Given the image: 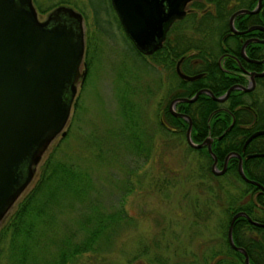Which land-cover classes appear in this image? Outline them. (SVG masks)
Here are the masks:
<instances>
[{
  "label": "rangeland",
  "instance_id": "1",
  "mask_svg": "<svg viewBox=\"0 0 264 264\" xmlns=\"http://www.w3.org/2000/svg\"><path fill=\"white\" fill-rule=\"evenodd\" d=\"M59 1L36 0V4L45 8L42 12L34 1L32 6L40 22L60 5L81 14L83 55L78 71L85 63V74L81 81L78 78L75 82V94L63 128L68 132L67 140L60 142L64 135H57L50 141L17 200L33 184L47 153L59 145L58 157L69 162L78 160L89 169L95 180L99 208L110 212L121 205L126 214L111 229L110 242L96 246L102 251L95 255L84 253L71 264L199 263L198 256L221 242L228 219L225 206L228 197L237 191L236 181L229 175L213 179L207 173L210 162L203 152L190 148L180 138L163 135L159 129L156 114L163 104L158 87L162 71L150 60L152 53L145 55L149 67L142 69L139 60L135 64V53L112 16L108 23L99 15L100 22L94 24L86 0H63L65 4L47 9ZM93 3L98 5L102 1ZM76 7H81L84 15ZM86 47L91 56L89 69ZM122 88L136 107L135 132L147 149L145 159L141 154L122 149L115 136H111V151H105L106 132L120 126L127 128V134L134 132L129 120L124 121L118 114L115 93ZM120 151L124 153L118 154ZM100 156L108 163H99ZM14 206L15 203L4 218Z\"/></svg>",
  "mask_w": 264,
  "mask_h": 264
},
{
  "label": "trees",
  "instance_id": "2",
  "mask_svg": "<svg viewBox=\"0 0 264 264\" xmlns=\"http://www.w3.org/2000/svg\"><path fill=\"white\" fill-rule=\"evenodd\" d=\"M86 1L87 11L90 12L94 24L97 25L100 22L99 15H103L108 23H111L112 16L116 27L135 53V64L139 60L142 69L148 68L146 56L140 54L123 33L109 0H101L102 4L98 5L97 3L94 4L93 0ZM249 1L252 0H191L186 6L187 12L184 17L173 22L160 48L150 55V60L154 64L168 68L172 67L176 60L184 57L180 63V69L181 71H189L185 62L190 56H184V54L191 50L202 51L204 49L202 40L207 22L211 18L223 21L232 11L247 7ZM32 2L34 5L36 4V0H32ZM65 3L60 0L49 5L47 9ZM252 4L253 1L250 5ZM37 7L40 12L45 10L40 5ZM76 8L84 15L85 12H82L81 7ZM209 9L213 12L214 17L210 16ZM172 28L174 30L171 31ZM89 54L88 52L86 60L88 69L91 63ZM180 82L187 83L182 80ZM194 84L193 86H195ZM193 86L191 84L189 91L181 92L179 96H191L195 90ZM120 91V93H115L118 102V114L122 115L124 121L129 120L128 123L132 126L130 128L134 132L127 134L125 132L127 128L124 126H120L115 131L106 132L105 143L108 142V145H106L105 151H111V136H115L117 144L122 149H128L134 155L141 154L145 159L147 149L143 148L144 141L136 133L137 117H133L137 113L134 110L136 107L128 98L127 90L122 88ZM182 105L192 106L194 110L190 112L191 117L196 116L197 121L204 126L208 111L205 106V95H199L193 102ZM73 106L77 108L76 101H74ZM176 120L178 121L176 123L178 132L181 134L185 125L181 120ZM195 125L199 126L197 123ZM163 135L166 134L163 132ZM67 138L68 132L59 140L63 142ZM179 138L185 141L184 136ZM191 140L199 142L201 138L196 137L192 132ZM222 140H215L211 145V150L219 162L228 149L234 148L232 146L225 148L221 144ZM230 142L233 144L234 141ZM58 148L59 145L47 153L38 167L36 178L31 187L15 202L13 210L0 222V264H71L77 256L79 257L84 253L94 254L102 251L101 248L97 247L110 242L111 229L114 224L126 218L121 205L110 212H104L103 209L99 208L95 192V180L87 166H82L78 160L69 162L58 157L56 155ZM195 150L203 152L208 162H211L210 155L205 153L204 149ZM123 153L124 151L118 152V154ZM86 160L90 161L89 158ZM97 160L101 164L108 163L107 159L104 160L101 156ZM250 160L260 163L264 161V157L249 158L248 161ZM235 165L236 159L230 158L226 171L222 175L212 174L209 168L206 170L213 179L218 180L224 175H229L238 182L241 179ZM251 175L253 179L261 183L263 177L260 176V173L257 176V173L251 172ZM219 187L222 188V186ZM237 187L236 193L228 197L225 206L228 219L224 225L225 232H222L221 242L198 256L199 263L197 264H244L243 255L232 249L227 243L226 228L228 221L235 212L244 211L252 220L264 222V209L258 213L255 210L257 204L264 206V198H245L246 195H252L258 189L251 184L243 183ZM118 222L116 224H119ZM255 230L261 232L259 240L254 238ZM232 239L236 246H240L246 251L249 264H264V228H259L248 222L246 218L239 216L235 218L232 224ZM194 261L197 262V259ZM160 263L164 264L162 261Z\"/></svg>",
  "mask_w": 264,
  "mask_h": 264
},
{
  "label": "water",
  "instance_id": "3",
  "mask_svg": "<svg viewBox=\"0 0 264 264\" xmlns=\"http://www.w3.org/2000/svg\"><path fill=\"white\" fill-rule=\"evenodd\" d=\"M188 2L190 0H109L124 34L142 55L160 48L169 26L185 15ZM259 4L260 0L252 10L235 11L229 18L231 29L234 15L254 12ZM81 21L79 12L60 5L40 22L31 0H0V222L31 181L35 166L50 141L65 133L63 128L75 94V82L78 78L81 81L85 74V63L81 64V72L78 71L83 55ZM176 72L184 79L195 77L182 74L178 64ZM202 92L208 91L202 89L190 98L174 99L170 110L187 120V145L199 148L205 144L213 159L211 172L219 174L222 170L215 169L216 158L210 150V140L194 143L189 136V117L171 108L175 101L190 102ZM229 155L238 158L239 176L262 188L245 177L241 158L236 153L225 156L222 169ZM239 216L257 226L264 227V224L251 220L243 211L235 212L228 221L227 243L243 255L244 264H249L246 251L232 239V224Z\"/></svg>",
  "mask_w": 264,
  "mask_h": 264
},
{
  "label": "flooded vegetation",
  "instance_id": "4",
  "mask_svg": "<svg viewBox=\"0 0 264 264\" xmlns=\"http://www.w3.org/2000/svg\"><path fill=\"white\" fill-rule=\"evenodd\" d=\"M252 1L253 4L250 5ZM252 1H249L247 7L239 9H254L258 0ZM239 9L232 11L223 21L211 18L207 22L202 40L204 49L202 51L195 49L184 54V56H190L185 62L189 71L180 69V63L184 57L176 60L172 67L160 66L162 74L158 87H160L163 104L158 108L156 118L159 129L166 135L176 138L184 136L185 139L187 120L174 115L170 110V104L176 98H190L198 90H207L208 92L197 95V97L205 95V106L208 111L204 126L197 121L196 116L191 117L190 112L194 110L192 106L182 105L193 102L197 97L190 102L175 101L171 106L172 110L189 117L190 138L193 132L196 137L201 138L199 142L209 139L210 150L213 142L220 139H223L221 144L225 148L234 147L226 151L220 162L211 150L216 158L215 169L222 170L219 174L211 172L213 159L207 152L205 144L195 148L204 149L205 153L210 155L212 160L208 168L212 174L222 175L226 171L230 158L236 159L235 168L237 170L238 158L235 155H229L226 158L225 167L222 169L225 156L229 153H236L241 158V169L245 177L259 183L262 187L253 185L239 176L241 181L236 182L237 185L248 183L258 188L254 194L246 195L245 198H264V161L260 163L254 160L248 161L249 158L264 157V0H260L256 11L234 15L231 19L233 30L229 25V18ZM186 12L187 8L185 7V14ZM209 12L210 16L214 17L210 9ZM176 64L182 74L195 77L193 79L181 78L176 72ZM181 80L187 83H181ZM189 84L195 85L192 95L179 96V93L189 91ZM225 93L226 95H224ZM219 98L222 99L219 100ZM176 119L181 120L185 125L181 134L178 132ZM196 123L199 125L198 127L195 125ZM228 134L229 136L226 137ZM229 138L230 141H234L233 144L228 140ZM251 172L257 173V176L260 173V176L263 177L261 183L253 179ZM257 206L255 209L257 213L262 212L264 206L258 204ZM259 223L264 224V222ZM258 227L264 228L263 226ZM260 235L259 230L254 231L256 240L260 239Z\"/></svg>",
  "mask_w": 264,
  "mask_h": 264
}]
</instances>
